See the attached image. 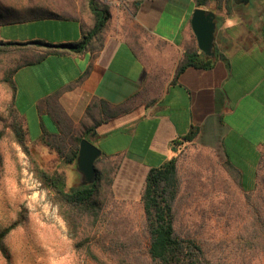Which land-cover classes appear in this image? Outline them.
Returning a JSON list of instances; mask_svg holds the SVG:
<instances>
[{"label": "crops", "instance_id": "0c3cea01", "mask_svg": "<svg viewBox=\"0 0 264 264\" xmlns=\"http://www.w3.org/2000/svg\"><path fill=\"white\" fill-rule=\"evenodd\" d=\"M97 1L109 17L81 51L50 53L13 75L29 138L83 135L111 161L104 165L122 200L139 198L148 170L173 157L181 180L189 147L214 158L215 173L238 190H257L264 175V0ZM47 7L50 15L1 25L0 40L81 42L93 27L88 0ZM195 8L215 15V62L189 66L174 80L186 48H197Z\"/></svg>", "mask_w": 264, "mask_h": 264}, {"label": "rangeland", "instance_id": "374dc122", "mask_svg": "<svg viewBox=\"0 0 264 264\" xmlns=\"http://www.w3.org/2000/svg\"><path fill=\"white\" fill-rule=\"evenodd\" d=\"M51 1L60 6L63 0ZM17 58L0 54V230L13 226L3 239L0 264H147L148 237L140 197L122 200L104 193L98 226H87L77 237H72L48 199L35 177L37 167L63 173L67 190L83 182L76 161L67 163L66 156L39 139L25 138L24 145L17 142L10 125L11 89L6 80L13 77ZM184 155L175 202L176 232L197 239L215 264H264V231L255 238L259 230L255 211L264 218V183L248 194L215 173L217 161L206 152L189 147ZM110 162L101 159L96 166L101 169ZM123 178L121 172L118 184ZM243 226L250 233L249 244L240 232Z\"/></svg>", "mask_w": 264, "mask_h": 264}, {"label": "trees", "instance_id": "16d2710c", "mask_svg": "<svg viewBox=\"0 0 264 264\" xmlns=\"http://www.w3.org/2000/svg\"><path fill=\"white\" fill-rule=\"evenodd\" d=\"M15 1L0 0V26L50 15L48 14L47 6L49 4L52 5L53 2L51 0ZM196 3L200 6L205 5L206 0H196ZM88 5L94 17V23L92 29L86 33L81 42L53 45L40 40L25 42L0 40V54L16 55L18 57L12 69V74L14 75L19 67L38 62L50 53L81 51L91 38L102 31L109 17L108 11L101 8L97 0H88ZM214 62V56L211 58L206 57L198 48H186L183 58L176 68L174 80L189 66L209 69ZM6 80L11 89L9 106L12 122H10V125L15 133L17 142L20 145H24V140L29 138V134L15 104L16 83L14 78L10 76ZM102 106L105 109L103 104ZM194 130V128H191L190 133L183 139L190 140ZM68 135V132H60L58 134L43 133L38 139L61 156H64L63 158L66 156L65 161L67 163H73L77 158L78 143L84 136ZM1 136L2 132H0V139ZM70 143H75V146H71ZM101 158H97L96 163ZM34 171L35 177L46 189L48 199L58 208L69 231L73 232L72 237H77L80 232L85 231L87 226H98L103 207V200H100L101 195L108 192L113 197L114 194L111 189L112 176L105 165L101 169H96V176L91 183L80 184L69 190L65 189V176L63 173L57 171L49 173L38 167ZM261 181L264 183V175L261 176ZM179 190L180 180L177 174L175 157L159 166L151 167L146 173L140 193V201L148 237L147 253L149 261L147 264H215L206 256L197 239L182 237L175 230V202L178 198ZM258 211H255V213H258L255 216L259 230H255V238L260 237L264 231V218ZM12 227V225H8L0 230V251L2 252L4 249L3 239ZM246 229L243 226L240 232L244 233L243 237L249 244L250 233L248 235Z\"/></svg>", "mask_w": 264, "mask_h": 264}, {"label": "water", "instance_id": "95a60500", "mask_svg": "<svg viewBox=\"0 0 264 264\" xmlns=\"http://www.w3.org/2000/svg\"><path fill=\"white\" fill-rule=\"evenodd\" d=\"M191 28L195 35L197 48L206 56H214L215 15L204 8H195L191 16ZM101 149L87 138L78 143L76 172L83 184L91 183L95 176V161L100 157Z\"/></svg>", "mask_w": 264, "mask_h": 264}, {"label": "flooded vegetation", "instance_id": "af4514ba", "mask_svg": "<svg viewBox=\"0 0 264 264\" xmlns=\"http://www.w3.org/2000/svg\"><path fill=\"white\" fill-rule=\"evenodd\" d=\"M95 176H96V171H95ZM95 176H94V178H95ZM94 178H93V179H94Z\"/></svg>", "mask_w": 264, "mask_h": 264}]
</instances>
